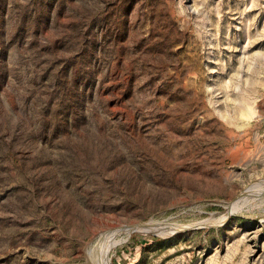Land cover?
I'll return each mask as SVG.
<instances>
[{"label":"rangeland","instance_id":"rangeland-1","mask_svg":"<svg viewBox=\"0 0 264 264\" xmlns=\"http://www.w3.org/2000/svg\"><path fill=\"white\" fill-rule=\"evenodd\" d=\"M112 228L108 264H264V0H0V264Z\"/></svg>","mask_w":264,"mask_h":264},{"label":"bare ground","instance_id":"bare-ground-1","mask_svg":"<svg viewBox=\"0 0 264 264\" xmlns=\"http://www.w3.org/2000/svg\"><path fill=\"white\" fill-rule=\"evenodd\" d=\"M259 184V183H258ZM262 188V187H261ZM260 187H257L256 185H253L251 187H249L248 189H246L245 191H243L241 193V195L239 196L240 199H242L243 196H246L247 194H252V193H258V191L261 189ZM263 190V189H261ZM260 190V191H261ZM239 199H237L236 201H233L230 205V209L233 210L235 208V206L237 205V201ZM229 205V204H228ZM230 210V211H231ZM219 218V217H218ZM224 221L226 219V215L225 217H223ZM217 221V219H216ZM215 221V222H216ZM223 222V220H222ZM206 223V222H205ZM211 223V222H210ZM221 223V221H220ZM208 224V223H207ZM115 226V225H114ZM112 227V226H111ZM110 227V228H111ZM120 227V226H119ZM180 225H175V224H169V225H160L157 223L152 222L151 224L148 223L147 226L143 225V224H137V225H133L132 227L128 226V228H123L125 229L126 233L130 232L133 229H144V230H152L154 232H163V231H167L170 233L175 232L176 230H179ZM184 227V226H183ZM182 227V228H183ZM114 228V227H113ZM112 228V229H113ZM122 228V229H123ZM106 230H103V232H105ZM121 231V230H120ZM123 231V230H122ZM102 232V233H103ZM118 232V230L113 229L110 231H106V233H104L103 235H100L101 237H99L100 239L98 240V244H97V259H96V264H108L109 263V251L111 248H113V246H115V244L117 245L118 240H116L114 237L116 235V233ZM165 234V232H163ZM118 234V233H117ZM120 235V234H119ZM97 240V239H96ZM90 251V250H89ZM88 253V252H87ZM86 253V254H87ZM93 253V252H92ZM88 255V254H87ZM91 254H89L90 256ZM96 255V254H95ZM94 256V253L92 255V258ZM94 259H92L93 261ZM94 262V261H93ZM92 262V263H93Z\"/></svg>","mask_w":264,"mask_h":264}]
</instances>
